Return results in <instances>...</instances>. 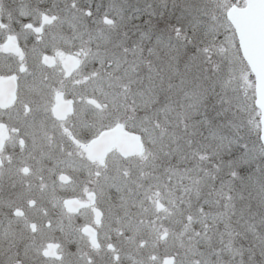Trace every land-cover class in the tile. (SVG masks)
Listing matches in <instances>:
<instances>
[{"label": "snow or ice", "instance_id": "6c2138e0", "mask_svg": "<svg viewBox=\"0 0 264 264\" xmlns=\"http://www.w3.org/2000/svg\"><path fill=\"white\" fill-rule=\"evenodd\" d=\"M0 264H264V0H0Z\"/></svg>", "mask_w": 264, "mask_h": 264}]
</instances>
